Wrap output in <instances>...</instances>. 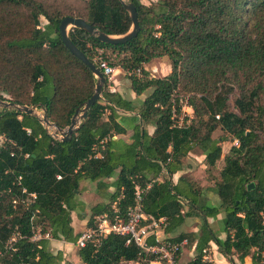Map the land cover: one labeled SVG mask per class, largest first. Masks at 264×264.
<instances>
[{
    "label": "trees",
    "instance_id": "trees-1",
    "mask_svg": "<svg viewBox=\"0 0 264 264\" xmlns=\"http://www.w3.org/2000/svg\"><path fill=\"white\" fill-rule=\"evenodd\" d=\"M127 1L139 24L131 39L106 44L76 27L67 36L90 61L94 48L103 49V60L128 76L135 96L148 90L137 107L109 92L104 82L101 98L66 140L52 137L35 115L0 109V264H69L59 251H50L48 239L32 237L48 232L51 239L74 243L78 233L70 226V212L81 180L113 188L106 203L91 206L86 227L95 215L111 214L113 201L123 215L135 183L152 181L142 209L167 218L163 233L185 216L200 219L196 255L187 264H217L201 260L210 242L231 264L233 256L241 263L249 258L251 264H264V0ZM64 16L80 17L109 35L131 26L118 0H0V101L36 106L60 129L93 93L96 81L60 40L57 25ZM161 57L168 59L169 71L150 75L146 64ZM182 98L191 118L177 126ZM128 128V141L111 138ZM217 129L222 134L215 137ZM103 137L102 157H89ZM228 140L236 142L223 154L216 175H209L210 189L184 174L171 180L196 149L210 171L221 157L219 142ZM207 191L217 197L216 204ZM208 218L217 220L218 229ZM182 238L179 233L168 240ZM138 253L133 242L112 234L97 248L76 249L82 264H122Z\"/></svg>",
    "mask_w": 264,
    "mask_h": 264
},
{
    "label": "built area",
    "instance_id": "built-area-1",
    "mask_svg": "<svg viewBox=\"0 0 264 264\" xmlns=\"http://www.w3.org/2000/svg\"><path fill=\"white\" fill-rule=\"evenodd\" d=\"M102 53L103 49L94 48L92 62L102 73L104 82L107 84L108 91L115 92L114 80L117 68L107 64L102 58ZM153 70L154 69L152 67L151 73L154 72ZM135 73L138 74L139 70L136 69ZM180 114L174 122L177 126L187 123V120L184 119V117H180ZM47 127L48 126L45 124L44 128L46 130ZM47 132L50 135L55 133V131L54 133H50L48 130ZM56 134L58 135V138L61 137L58 132H56ZM106 138L107 137H103L99 139L97 143L91 146L89 157H102L101 149H103ZM57 178H59V176H57ZM151 183L152 181H147L143 186L135 183L132 204L126 207L123 215L119 213L117 207L111 208V214L103 212L95 215L91 221V225L78 233L73 243L74 246L81 248L86 245H90L97 248L107 235L112 234L124 238L125 244L133 242L139 250L137 258L132 260H123L122 264H187L179 262L180 249L185 243V239H181L179 242L168 239L159 241L155 240L156 232L167 224V218L165 216L157 218L153 217L152 215L145 213L142 209V196L150 187ZM31 196L34 197L33 194H31ZM16 235L17 233H13L7 240L6 244L8 246H10L14 241ZM150 236L154 238V243L148 242ZM39 238L48 240L51 239L48 232H36L32 237V239ZM201 254L202 261H212L208 248H202Z\"/></svg>",
    "mask_w": 264,
    "mask_h": 264
},
{
    "label": "crops",
    "instance_id": "crops-1",
    "mask_svg": "<svg viewBox=\"0 0 264 264\" xmlns=\"http://www.w3.org/2000/svg\"><path fill=\"white\" fill-rule=\"evenodd\" d=\"M44 23H45V21H44ZM158 60L159 61L160 60H164V57H161V58H159L157 60L151 61L150 63H148L146 65L151 64V66H149V68L151 69L153 67V69H154L153 71L156 70V72H157L158 64H159ZM145 68L148 69V67H146V66H145ZM165 69H166V67H165ZM165 69L163 68L162 75H165L169 71V68L167 70H165ZM115 73L116 74H115V80H114V88H115V92L116 93H119L123 97V95H122L120 90H122L123 92L125 90H127L128 91V93H127V97L128 98L123 97L125 99L133 100V99L137 98L138 100H142L144 98V96L146 95L148 90L146 91V93L144 92V93H142L139 96H135L134 93L129 88V85H130L129 80L126 79L124 77V75H123L124 72L122 70H120V69H116ZM150 74L154 76V73H150ZM107 113H108V110L104 109L103 113H102V117H101L102 121L106 120ZM150 130L151 129H149V131ZM130 134H131V129L128 128L124 134H115L111 138L125 142V141H128V137L130 136ZM183 169H185L184 166H183ZM183 169L181 171H178V172H176L175 174L172 175L171 180L173 182L176 181L178 176H180V175H182V174H184L186 172ZM161 175H164V170H162ZM161 175L156 177V178H154L153 180L159 181L161 179ZM113 179H114V177L109 178V179H105L103 181L106 182V183H109ZM112 190H113L112 187H108L106 190H104V188H102V187L98 188V187H96L94 181L81 180L79 182L78 190H77V192H76V194L74 196L75 209L70 212V226L72 227L74 233H79L80 231H82L83 229L86 228V226H85L86 225V221H87L88 217L90 216V213L87 214V212H88L87 211V207L89 209V206L91 208V206H93L95 204L106 203L107 201H105V200L107 199V195ZM100 192L104 193V195H105L104 197H106V199L101 198L102 196L99 194ZM88 197L89 198H94V202H91V203L88 204V202L86 201V199ZM213 204H216V203H213ZM112 207H116V204H115L114 201L110 204V209ZM218 215H220V214H218ZM185 217L183 218L182 223L179 226H177L176 228H174L169 233H163L162 229L158 230L156 232L155 240L159 241V240H163V239H169V238H172V237L176 236L179 233H183L184 234V232L180 229V227L184 224ZM220 217H221V215L219 217H217V219L220 218ZM198 229H199V226H198L197 229H194V230H192L190 232L196 233L198 231ZM222 235H223V233H220L219 237L222 238ZM182 239H185V243L183 244V245H185L186 244V238L184 237ZM48 244H49L50 251H52V252L59 251L61 253L63 261L68 262L69 264H79V262L77 260L76 249H74V244L73 243L66 242V241L61 240V239H50L48 241ZM205 247L209 249V252H212L211 250L217 251L216 250V246L212 242H210L208 244V246H205ZM194 248H195V239L193 240V243L191 244L189 249L186 251V256H187L186 257L187 258L186 261H182L181 258H180L179 262L180 263H187L191 259H193L194 256L196 255V252H195ZM246 259L249 260V258H246ZM223 260L224 259L221 258L220 260H214L213 262H215L217 264H223V262H225ZM249 262H250V260H249Z\"/></svg>",
    "mask_w": 264,
    "mask_h": 264
},
{
    "label": "rangeland",
    "instance_id": "rangeland-1",
    "mask_svg": "<svg viewBox=\"0 0 264 264\" xmlns=\"http://www.w3.org/2000/svg\"><path fill=\"white\" fill-rule=\"evenodd\" d=\"M151 1H154V0H141V2L144 3V4H148ZM39 21H40V25H43L45 20L42 17H39ZM158 63L159 64H158L157 72H156V70L153 72L155 77L156 76H162L163 68L165 69V67H166L165 70H167L169 68L168 59L166 57H164V60H160V61L158 60ZM149 66H151V64L146 65V67H148V69H149ZM123 75H124V77L126 79H128V76L126 74H123ZM120 91H121L123 97L128 98L127 97V93H128L127 90L124 91L125 93L122 90H120ZM229 98H230L229 101H228L229 107L232 109L233 107H232V104H231V97H229ZM185 101H186V99L182 98L181 102H180V104H181L180 117H184V119H186L187 123H188L189 119L191 118V109L189 107L187 109ZM2 102H5V101H2ZM131 102L134 105V107H137L139 100L137 98H135V99L131 100ZM28 107H30V106H28ZM1 108H3L2 103H0V109ZM34 113L38 117V119L40 120V122L43 125V127H45V123L41 120L42 119L43 110L36 107L35 110H34ZM123 122H121V123L123 124ZM65 128H63V130ZM47 130L50 133H54V131H55V133L57 132V129L55 127H51V126H48ZM221 134H222L221 131L218 130V129L216 131H214V133H213V135L215 137H218ZM0 142H1V137H0ZM235 142H236L235 140H228V141L219 142V145L221 147V157L216 162L215 167H213L210 171L206 170V168H205V166L203 164V161H202L203 156L200 154L199 150L196 149L193 152H190L186 156V158L184 159V162H183V166L185 167V169H183V170L186 171L184 173V175L194 179L202 187H204V188L208 187L210 189V187H211V185L213 183H212V179L209 178V175H213V174L216 175L218 169L222 165V156H223V154L228 150L230 145H233ZM99 194L102 196L101 198L106 199V197H104L105 196L104 193L100 192ZM207 196L209 197V200H211L213 203H217V198L211 191H207ZM86 201L89 204L91 202H94V198H89L88 197L86 199ZM105 201H107V199ZM185 209L186 208L183 207V211H185ZM87 211H88L87 214L90 213V206H89V209L87 207ZM219 216L220 215H217L216 217H219ZM184 220H185L184 224L180 227V229L184 232V237L186 238V244L183 245L181 247V249H180L181 250L180 251L181 254L179 255V259L181 258L182 261H186V259H187L186 258L187 257L186 256V251L189 249V247L193 243L194 237L196 236V233H197V232L193 233V232H190V231H192L194 229H197L199 224H200V219L195 217V216H186ZM207 221L209 223L213 224V228L218 229V225L219 224L217 223V220H213L211 218H208ZM222 237H223V235H222ZM74 249H77V248L74 246ZM211 251L212 252H210V256H211L212 261L220 260L221 258H223L224 259L223 261H225V262H223V264H231V262H229L220 253H218V251H213V250H211ZM77 260H78L79 264H81V261L78 259V257H77ZM232 261H233L232 264H251L248 259H244L243 262L241 263V262L237 261L235 256L232 257ZM259 263L262 264L261 262H259Z\"/></svg>",
    "mask_w": 264,
    "mask_h": 264
},
{
    "label": "water",
    "instance_id": "water-1",
    "mask_svg": "<svg viewBox=\"0 0 264 264\" xmlns=\"http://www.w3.org/2000/svg\"><path fill=\"white\" fill-rule=\"evenodd\" d=\"M122 4L123 8L127 12L130 21H131V26L127 32L124 34L120 35H109L106 34L98 29H96L94 26L86 23L82 18L80 17H72V16H64L60 19L58 25H57V31L60 36V40L63 44V46L76 58H78L82 63H84L89 70L92 72V74L95 76L96 81L94 84V90L93 93L83 102L81 107H78L75 109L74 113L72 114L69 124L66 126V128L60 129L57 128L52 122H49L47 120L46 114L43 110L42 114V121L47 125V126H53L57 129V132L61 137L58 138V135L56 133L52 134L51 136L54 138L66 140L70 137L73 129L77 126L79 121L86 116L87 109L99 98H101V88L104 83V77L100 70L96 67V65L90 61L84 53L79 50L71 41L69 40L67 36V31L70 27H76L79 29H82L89 35H93L96 37V39L102 43L106 44H118V43H123L132 37H134L138 30H139V24L137 20V15L135 8L132 3H130L127 0H118ZM3 108H13L17 109L19 111L35 115L34 110L36 106H18L12 102H2ZM36 116V115H35ZM37 117V116H36ZM252 186L251 183L247 185V189H249Z\"/></svg>",
    "mask_w": 264,
    "mask_h": 264
}]
</instances>
